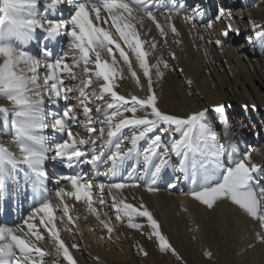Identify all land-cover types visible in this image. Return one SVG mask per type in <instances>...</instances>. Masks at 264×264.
<instances>
[{
  "label": "snow or ice",
  "instance_id": "1",
  "mask_svg": "<svg viewBox=\"0 0 264 264\" xmlns=\"http://www.w3.org/2000/svg\"><path fill=\"white\" fill-rule=\"evenodd\" d=\"M65 3L72 6L69 17L52 19L40 16L39 0H2L0 99L10 102L12 107L0 106V113L5 118L11 114L12 128L15 129L13 143L19 151L13 152L0 145V191L20 173L26 177L31 173L43 185L47 180L44 166L48 160H66L69 166L79 162L97 169L99 165H108L110 176L117 177L125 164L135 159L137 163L126 178L119 182L97 185L100 205L104 204L103 197L107 189L112 208L117 213L116 220L127 217L128 225L133 229L147 226L150 229L148 238L154 240L162 252H170L181 260L169 237L162 232L161 224L154 214L144 204L135 207L127 203L122 194L123 189L141 186L146 187L149 192L158 191L154 187L157 178L164 169L174 166L172 157L175 156L179 158L180 171H190L193 182H198V186L189 195L201 206L215 212L221 203L228 202L238 212L258 223L260 229H264V187L260 186L254 175L264 174V165L253 161L251 151H246L242 158H237L230 164L223 163L221 157L225 154V146L217 142L212 125L205 120L209 111L207 108L178 115L159 107L160 97L155 90L152 69H155L157 79H161L164 76L161 64L163 69H168L170 65L166 60L149 64L150 52L145 50L147 36L141 39L137 25L142 29L144 17H147L155 25L160 37L165 38L166 27L175 36H179L175 24L166 26L157 20L150 7L152 0H51L44 7L56 9ZM224 18L225 14L221 9L215 20L219 22ZM194 19L195 16L186 17L189 21ZM249 23L256 39L264 46V24H257L252 20ZM206 28L211 31L213 22H208ZM37 29L46 33L48 39H55L62 34L69 37L68 51L51 62L42 61L30 54L24 45L34 39ZM232 31L231 24H228L220 35L227 37ZM200 39L205 38L201 35ZM206 43L222 48L224 42L220 39H208ZM156 48V39L153 37L150 49ZM41 51L45 57L50 55L46 47ZM129 52L134 55L135 63L146 80L147 94L144 97H126L115 90L114 81L121 77L117 67L119 61L127 65L132 79L137 85L140 84L141 77L133 69ZM170 55L172 59L176 58L175 53ZM107 57H111V62ZM81 64L82 71L76 72L74 69ZM40 68L46 69L42 77L38 71ZM179 71L183 72V69ZM77 76L84 77L79 87L73 88L65 84V78L76 80ZM191 83V80L187 81L189 86ZM94 85L98 87V92L94 90ZM88 90H92L91 97ZM72 95H76V102L82 108V121L71 104L62 112L46 111V102L55 104L60 100L68 101ZM106 96L111 101L106 103V108L99 104L95 108L97 117L103 116L98 133L101 139L105 135V127L108 129L107 142L98 151L97 140L91 139V134L97 129L90 105L104 100ZM243 107L246 110L249 107L255 109V105L245 104ZM224 109L223 104L213 106V111L217 113H223ZM125 113L131 115L126 116ZM70 122L83 123L88 138L77 137ZM49 129L53 133L66 134L67 139L55 142L53 136L45 134ZM124 129L131 132L130 139L122 136ZM170 131L179 132L180 136H173L170 144L165 145L163 138ZM125 140L130 147H123ZM145 140L147 146L141 150L140 142ZM84 146L90 147L85 149ZM141 162L144 168L138 171L137 166ZM67 180L71 190L64 187L55 189L58 204L53 205L51 198H44L21 225L0 226V264H45V257L49 253L39 242L45 240L46 236L53 241L57 256H62L67 264H77L70 248L77 249L78 245L73 243L69 246L61 239L56 226V211L62 206L63 216L72 222L66 198L87 201L88 208L93 213H96V208L93 207V184L90 181L85 180L82 175H72ZM55 183L59 185L60 181L56 180ZM137 217L145 218L146 225L133 222ZM101 224L109 233L113 231L109 223L102 220ZM40 226H43L44 231ZM255 235L264 244V232H257ZM139 252L144 256L148 255L143 247L139 248ZM203 255L212 259L214 254L211 250H206Z\"/></svg>",
  "mask_w": 264,
  "mask_h": 264
},
{
  "label": "bare ground",
  "instance_id": "2",
  "mask_svg": "<svg viewBox=\"0 0 264 264\" xmlns=\"http://www.w3.org/2000/svg\"><path fill=\"white\" fill-rule=\"evenodd\" d=\"M205 1L152 0L150 7L156 15L157 20L166 26L175 24L179 36H175L170 28L166 27L167 36L161 38L155 25L147 17H144V27L142 29L137 25L141 39H145L147 36L148 42L145 44V50L150 52L148 56L149 64H155L158 60H166L170 65L167 69L168 73L165 75V78L169 82H166L165 78L164 80L163 78L157 79L155 69H152L155 90L160 97L159 107L178 115H186L207 108L209 111L206 113L205 120L212 125L217 142L225 146V154L221 157L222 162L230 164L235 159L242 158L246 151H251L253 161L257 164L264 165V135L260 134L261 128L253 122L252 117L254 115L249 114V111L255 113L256 110H253L251 107L246 110L243 107L245 104L249 106L255 105V108L259 109V116L262 113L264 114V78L263 80L255 78L256 73L259 71L257 67H260V64H264V46L256 39L255 33L247 37L248 41L251 38L253 44L249 45V50L246 52L237 51L233 45L234 37H238V34L241 32L237 27L238 21L234 15L243 13L257 24H264V0H222L227 6V9L224 10L225 18L219 22L215 20L217 14L211 11L213 5L208 10ZM50 3L51 0H39L38 11L41 17L52 19H67L69 17L72 11L71 5L65 3L59 5L56 9L44 7L45 4ZM0 6L3 7L2 0H0ZM194 16V21L186 20V17L191 18ZM208 22H213L211 31L206 28ZM228 24L232 26L234 37L228 45H223V47L228 49L235 63L232 65L227 58L218 60L219 62L214 67V71L220 69L223 75L219 78L212 69L211 73H208L210 76L208 81L203 75V70L208 68L207 65H202L201 63L203 61H199V58L194 57L196 61H199L195 62L191 57L198 50L205 52H216L217 49L221 50L222 48H217L212 44L206 43V41L208 39H220L221 35H218L219 30L221 33ZM249 26L252 27L250 23ZM201 35L204 36V40L200 39ZM153 37L157 43L155 50L150 49V43ZM65 41H70V38L66 35L62 34L55 39H48L46 33L37 29L34 32V39L25 44L24 47L30 54L39 57L42 61L51 62L68 51V46H64ZM121 43L123 46V42ZM45 47L50 52V55L46 57L41 51ZM244 47L245 45L242 48L240 47V49L244 50ZM125 50L128 51L127 48ZM171 53H175V59L171 58ZM255 53L258 55L256 56ZM116 56L119 59L118 53H116ZM129 58L133 63V69L141 77L140 84L137 85L136 81L132 79L131 73L130 76L126 75L127 73L123 71L124 65L122 61H119L117 67L121 69V77L114 81L116 84L115 90L118 94L126 97H130L131 95L144 97L147 94L146 80L142 77V70L135 63V57L131 52H129ZM107 59L111 62V57H107ZM0 62H2V58H0ZM69 63H71L70 60ZM245 65L249 68H245ZM233 66H236L237 69H233ZM82 68L83 65L81 64L76 69ZM125 68H127V65H125ZM161 69H163L162 64ZM180 69H183V72H180ZM38 71L42 77L46 69L40 68ZM241 78L245 82V85L249 86L250 91L245 90L243 87L240 90L237 89L239 87L238 80ZM82 79L84 77L77 76L76 80L81 82ZM188 80L192 81L190 86L187 84ZM72 81L74 80L71 78H65V84L69 87H72ZM93 88L98 92L99 89L97 86L94 85ZM88 91L91 97L92 90ZM72 99L70 97L68 101L60 100L55 104H48L46 102V111L62 112ZM107 102H111L108 96L104 100L90 105L93 109V119L97 129L96 132L91 134V139L97 140L98 151L102 144L107 142L108 129L105 127V135L101 139L98 133L101 126L100 121L103 120V116L97 117L95 108L97 104L102 108H106ZM217 104L225 105L224 112H215L214 118L211 119L209 118V114L213 111V106ZM0 106L12 107L10 102L5 99H0ZM78 106L80 105L78 104ZM233 110L237 114L241 111L242 116L240 119H235L234 116L229 118L230 116L228 114H233ZM80 112V114L77 112L76 114L83 120L81 106ZM219 114L225 116L219 119L217 118ZM125 115L130 116L131 114L125 113ZM1 117L5 118V115L0 113V145L8 147L13 152H18V148L13 143V133L9 130L10 123L2 127ZM7 117L10 118L9 122L12 121L11 114H8ZM76 124H71L70 122V126L73 132L77 134V137L82 136L88 138L84 124L80 129L84 131L83 134H79L75 130L77 128ZM45 134L53 136L55 142H61L67 139L66 134L53 133L51 129L47 130ZM122 136L130 139L131 132L128 129H124ZM173 136L179 138L180 133L170 131L163 138L164 144L169 145ZM146 146V140L140 142L139 147L141 150ZM89 147L84 146L85 149ZM123 147H130L127 140H125ZM178 159L173 156L174 166L164 169L160 177L157 178L154 187L158 188V191L149 192L146 187L141 186L140 188L123 189L122 194L126 198L127 203H131L135 207L144 204L154 214V217L161 224L162 232L169 237L170 242L182 258L181 260H178L170 252H162L160 248L159 253L152 244L144 243L143 233L150 231L147 226L143 229H133L129 227L127 217H122L119 221L116 220L117 213L112 208V200L107 194V189H105L104 199H106L105 202L108 205L109 213L111 214L110 217L114 220L122 245L118 249V252L111 251L110 253L106 252L104 254L99 253L97 249H93L92 251L82 247L85 243L79 233L80 223L87 224L88 228L95 229L99 235L98 237L101 235L111 237L107 229L101 224L103 220L111 226V220L100 207L99 189L97 185L99 183L119 182L126 178L127 173L137 163L135 159L129 160L117 177L110 176V173H108V165H99L97 169L88 164L75 162L69 166L66 160L60 159L46 161L44 169L47 173V180L44 181L43 185H40L39 181L31 173L27 177L23 173H20L15 179L8 182L4 190L0 191V226L21 225L44 198H51L53 205L58 204L59 201L55 198V189L57 187H64L66 190H71V185L67 177L82 175L81 167L83 168L85 166V172H89V174L94 176L91 183L93 184V195L95 194L97 202L95 203L93 201V207L98 210L99 218L93 220L89 217L91 211L88 208L87 201L83 199L77 201L75 198L65 199V203L70 208L69 215L73 218L72 222H69L66 217L68 227L71 232L75 233L76 240L80 244L82 243V246L79 245L77 249L70 248L77 264H264V244L260 243L255 235L257 232H264V229H260L258 223L238 212L228 202L221 203L215 212H210L201 206L199 202L195 201L189 195L198 186V182H193L190 171H180ZM143 168L144 165L141 162L137 166V170L141 171ZM254 175L257 181L260 182V186L264 187V178H262L264 174ZM82 176L84 177L86 175ZM56 180L60 181L59 185L55 183ZM141 183L143 185V182ZM20 199L23 200V205L19 204ZM69 199H74L75 201L71 203ZM79 204H83V207L80 208ZM17 208L18 212L16 211ZM57 212L62 213V206L55 214L56 226L61 239L70 246L72 243L65 231L64 225H62L57 216ZM14 216H19L17 222L12 221ZM133 222L146 225L145 218L137 217ZM37 224L39 225L38 218ZM40 227L44 231L43 226ZM39 245L49 253L45 257V264H53V262L55 264H67V261L62 256L56 255L55 245L51 238L46 236V239L40 241ZM249 245L252 246L249 247ZM140 247H143L147 251V256L139 252ZM78 249H81L82 252ZM126 249H128L129 255L125 253ZM206 250L213 252L212 259L203 255Z\"/></svg>",
  "mask_w": 264,
  "mask_h": 264
},
{
  "label": "rangeland",
  "instance_id": "3",
  "mask_svg": "<svg viewBox=\"0 0 264 264\" xmlns=\"http://www.w3.org/2000/svg\"><path fill=\"white\" fill-rule=\"evenodd\" d=\"M205 2L207 4L208 10H210V8L212 7L211 5H213V8H211V11H214L215 14H218V12L221 9L223 11L225 9H227V6L222 2V0L221 1L220 0H206ZM0 8H2V6H0ZM234 17L239 22V23L237 22V27L241 31L238 34V37H234V34L232 32H230L227 37L220 36V40H222L224 42L223 45L226 46L230 43L231 40H233V37H234L233 45L235 46L236 50L237 51L239 50V52H246L247 50H249V45L253 44V42H250L247 40V37L250 35L252 36V34L254 33L252 27L249 26V21L251 20V18L247 17V15L243 14V13L239 14V15L235 14ZM218 33H219L218 35H220V30ZM68 44H69V41L64 42V46H68ZM244 45H245L244 50L240 49V47L242 48V46H244ZM250 54H253V53H250ZM255 54H256V56L258 55L257 53H255ZM194 57L199 58V61H203V63H201L202 65H204V64L207 65L208 68L204 67V68H206V70H203V75H204V78L207 79L208 81L210 78L208 73H211L212 69L214 71V69H215L214 67L219 62L218 60L223 59V58L224 59L227 58V59H229V61L232 65H234V63H235L230 52L225 47H222L221 50L217 49L216 52H209V51L205 52L203 50H198L197 52L194 53V56H192L191 59L195 60L196 58H194ZM199 61L195 60V62H199ZM243 61H245V60H243ZM122 64H123V62H122ZM123 65H124L123 71H125L127 73L126 74L127 76H130V72L128 71L127 68H125V64H123ZM245 68L248 69L249 67H247V65H245ZM257 68H259V71L256 73L255 78H259V79L263 80V78H264V64H260V67H257ZM233 69H237V67L233 66ZM74 70L76 72H80L82 69H74ZM119 70H121V69H119ZM162 71H164V76H163V80H164L165 75L168 73V70L162 69ZM214 73H216V75L219 78L223 75L222 74L223 72L220 69L215 70ZM165 81L169 82L166 78H165ZM71 84H72V87L74 86L73 88H77L80 86V82L78 80L72 81ZM238 86H239V87H237L238 90H240L243 87L245 90L250 91L249 86L245 85V82L242 80V78L238 80ZM71 99H72V101L69 102V104L73 105L74 110L78 114H80L81 113L80 112V106H78V103L76 102V95H72ZM255 110H256L255 113L249 111V114L254 115V117H252L253 122H255L259 126V128H261L260 134L264 135V114L262 113L259 116V113H260L258 111L259 109L255 108ZM232 112H233V114L232 113L228 114L230 116L229 118L234 116L235 119L236 118L240 119V117L242 116L241 111L239 112V114H237L235 110H233ZM214 113H215V111L210 112L209 118H211V119L214 118V116H215ZM256 113H257V115H256ZM9 120H10L9 117H7V118L1 117V123H3L2 127H3V125L5 126L7 123H10L9 130H11V132L13 133L12 136L14 137L15 130H13L11 121L9 122ZM242 120H241V123H242ZM81 121H82V119H81ZM76 126H77V128L75 130L79 134H83L84 131L80 130L81 127H83V123L77 122ZM7 128H8V126H7ZM81 169H82V175H86V176H84L85 180L89 179L87 181L91 182L93 180L94 176L92 174H89V172H85V170H84V169H86L85 166L83 168L81 167ZM90 175H92V177L89 178ZM94 198H96L95 194L93 195V201L96 203L97 198L96 199H94ZM103 199H104V197H103ZM69 201L72 203V201H75V200L69 199ZM105 201H106V199H104L105 204L101 205L100 207L102 208V210L106 214V216L109 218L111 216V214L109 213L110 211H109L108 205L106 204ZM79 206H80V208H82L83 204H79ZM86 212L88 213V211H86ZM97 212H98V210H96V213L90 212L89 217H91L93 220H95V218L97 219V214H98ZM57 216H58L60 222L62 223V225H64L65 231H66L67 235L69 236L70 242L72 244L77 243L78 246L79 245L82 246V243L80 244L78 242V240H76L75 233L70 231V228L68 227V223L66 221V217L63 216V214L61 212H57ZM109 219L111 220L110 221V225H111L110 227H112V229H113V231L110 233L111 237H107L108 235H105V236L101 235L100 237H98L99 235L97 234V231L95 229L88 228L87 224H84V223L79 224V233H80V235L83 238L84 243H85L82 246L84 249H89L92 251H93V249H97V251L99 253H103V254L106 252L110 253L111 251H113L115 253L118 252V249L121 247L122 242L120 241L119 236L117 234V228L115 226L114 220H112L111 217ZM111 222H113V223L111 224ZM149 233H150V231H146L145 233H143L144 243L152 244L155 247L156 251H158L160 253L158 244L154 240L148 238ZM78 250L82 252L81 249H78ZM125 253L127 255H129L128 249L125 250ZM125 253H124V255H125Z\"/></svg>",
  "mask_w": 264,
  "mask_h": 264
}]
</instances>
